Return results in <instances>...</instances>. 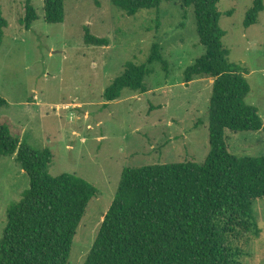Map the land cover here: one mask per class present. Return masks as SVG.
I'll return each instance as SVG.
<instances>
[{
    "label": "rangeland",
    "instance_id": "1",
    "mask_svg": "<svg viewBox=\"0 0 264 264\" xmlns=\"http://www.w3.org/2000/svg\"><path fill=\"white\" fill-rule=\"evenodd\" d=\"M27 0H0L8 21L0 46V95L8 105L0 120L13 136L36 150L53 153L50 173L75 174L99 195L87 207L68 264H83L117 193L125 167L183 161L202 163L210 151L209 100L214 79L184 81L185 69L206 53L194 8L179 0L159 9L127 15L111 0H66L65 20H45V0H32L38 19L21 20ZM99 2V4L97 3ZM254 0H220L229 59L248 69L246 101L264 121V10L245 27ZM85 26L109 46L85 42ZM158 43L168 67L151 65L148 91L126 89L107 102L104 93L128 61L145 62ZM230 151L240 157L264 155L263 131H226ZM30 178L16 154L0 157V239L9 206L21 199ZM254 210L260 236L245 246V264H264V197Z\"/></svg>",
    "mask_w": 264,
    "mask_h": 264
},
{
    "label": "trees",
    "instance_id": "2",
    "mask_svg": "<svg viewBox=\"0 0 264 264\" xmlns=\"http://www.w3.org/2000/svg\"><path fill=\"white\" fill-rule=\"evenodd\" d=\"M66 0H45V20L62 23ZM127 15L159 9L174 0H111ZM194 8L197 33L206 53L184 71V81L212 77L209 100L210 151L204 162H174L125 167L117 193L94 245L83 264H245L246 244L260 236L254 210L264 197V155L240 157L230 151L226 131H263L258 108L246 98L251 90L248 69L230 61L223 44L220 0H179ZM32 0L21 20L30 29L38 19ZM99 4V2L97 1ZM264 0H254L244 21H258ZM8 21L0 4V46ZM85 42L109 46L106 37L85 26ZM168 61L154 44L145 62L128 61L107 86V102L124 90L145 93L151 65ZM8 101L0 95L1 109ZM16 154L30 186L7 210L0 239V264H68L74 238L98 188L75 174L53 176L49 148L36 150L11 134L0 120V157Z\"/></svg>",
    "mask_w": 264,
    "mask_h": 264
}]
</instances>
